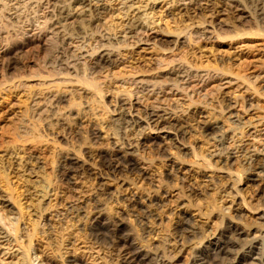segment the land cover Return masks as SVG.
Listing matches in <instances>:
<instances>
[{"label":"rangeland","instance_id":"obj_1","mask_svg":"<svg viewBox=\"0 0 264 264\" xmlns=\"http://www.w3.org/2000/svg\"><path fill=\"white\" fill-rule=\"evenodd\" d=\"M192 3L191 0H181L175 5V8L180 6L179 9L175 10L174 3L170 4L169 0L157 1L150 14L154 22L150 27L152 32L166 39L172 37L163 32L166 26L171 31L176 27L190 32L204 30L205 39L198 43L190 41L181 47L168 43L171 48L164 51L151 43L135 45L122 51L123 56L115 54L117 62L122 63L111 70L124 73L125 78H149L155 72L147 69L156 56L178 58L182 52L188 51V61L196 65L192 70L201 74L207 71L215 74L213 68H199V64H210L218 69L230 65L233 72L238 71L245 80L260 76L255 80L256 92L244 91L246 84L238 79L232 84L223 81L215 96L211 98L208 94L202 104L199 102L207 94L206 90L192 96L196 103L193 106H187L188 99L184 97L162 104L159 114L169 118L167 122L180 121L181 133L178 128L168 127L165 134L139 119L140 126L132 127L130 118H144L139 112L141 107L124 93L114 95V88H117L114 84L99 106L96 104L98 99L95 98L96 103H93L87 93L81 99V105L69 106L68 91L75 87L70 78L62 92L57 93L63 102H54L47 107L42 118L45 120L38 127L43 140L39 143L28 141L23 145L14 143L11 136L13 125L29 127L32 124L23 117L24 105L20 104L26 99L25 92L23 89L13 90L11 84L21 81L37 93L44 87L42 83L58 80L46 77L47 71L39 64L45 53L43 40L21 44L11 69L5 67L6 57L2 53L5 48L0 49V87L10 88L0 93V160L8 174L12 195L18 196L22 204L20 211L14 205L7 214L15 218L22 216L18 227L23 230L18 237L24 230L30 233L32 224L43 231L39 230L31 239V254L37 257L35 264H65L64 258H74L82 264H116L115 251L108 243L109 238L104 237L106 233L100 230L99 239H94L88 229V219L97 206L110 221L120 220L125 233L138 247L158 254L153 264H189L195 249L216 238L226 224H233L245 234L263 235L264 182L248 180L252 172L248 170L246 156L256 153L264 161V36L217 39L210 21L226 25L236 19L235 4L224 7L218 4L214 7V14L203 13L207 22L200 25L194 12L179 11L182 7H191ZM199 4L200 8L205 7L204 2ZM131 67L139 70L130 75ZM35 72L40 77H31ZM103 75L100 80L111 86V80L104 79ZM58 78L60 81L66 77ZM222 78L234 77L225 74ZM206 89L211 90V86ZM194 90L198 92L201 88L198 85ZM225 99L234 104L221 111ZM118 100H124L125 105L120 107ZM130 104L131 109L128 108ZM42 105L43 101H40L39 106ZM57 118L66 122L65 128L69 125L70 132L55 124ZM204 122L218 124L216 133L222 134V143L214 142L212 135L204 132ZM129 137H152L155 141L136 145L133 143L136 141ZM13 144L17 150L12 149ZM118 148L138 162L143 169L142 176L128 173L107 176L99 170L97 155L113 154ZM64 156L76 157L89 170V175L78 174L69 182L65 181L58 173ZM46 179L52 186H47L48 194L42 198ZM5 194V185L0 183V195ZM133 198L138 200L140 208L129 207ZM36 199L43 207L49 208L39 213L33 205L38 203ZM70 205L81 211V219L67 216L65 208ZM183 214L189 216L192 233L182 234L179 240L177 226ZM247 237L242 235L241 239ZM3 259L6 262L11 260L8 256Z\"/></svg>","mask_w":264,"mask_h":264},{"label":"bare ground","instance_id":"obj_2","mask_svg":"<svg viewBox=\"0 0 264 264\" xmlns=\"http://www.w3.org/2000/svg\"><path fill=\"white\" fill-rule=\"evenodd\" d=\"M159 0H0V49L5 48L2 53L6 57L5 67L7 69L14 68L16 63V53L21 44H30L34 41L43 40L45 44V53L39 59L41 68L47 71L46 77L57 78L58 82L42 83V89L34 93L33 89L16 81L11 84L13 90H22L25 92L26 99L20 103L24 105V115L32 124L31 126L13 125L11 128V136L14 143L23 145L25 142L31 141L39 143L43 140V136L39 133V126L42 123L47 107L55 103L63 102L57 93H61V89L65 88L70 78L74 81V88L69 90L71 101L69 106L81 105V99L87 93L92 98V102H98L97 106L103 99L106 92L112 91L113 84L114 95L124 93L128 99H134L137 107H141L139 112L144 118H130L132 127L140 126L139 121L145 122L148 127H156L155 130H163L167 134L165 128H178V132L182 131V123L180 121L167 122L169 118L160 115L161 105L170 99L184 97L188 99V105H195L192 96L200 94L206 90L207 94L202 96L199 104L205 103L204 98L209 94L212 95L225 84H232L238 79H242L241 83L246 84L244 91L251 90L256 92L255 80L243 79L238 71L227 66L220 69L216 65L206 64L199 68H213L215 74L204 72L203 74L193 71L196 65H192L188 59V51L182 52L178 58H161L156 56L147 70L154 71L149 78L134 79L132 76L125 78L124 73L112 72L113 67L119 66L122 62H117L116 56H121L122 51L139 44H153L158 50L164 51L173 46H186L190 41L198 43L199 40L206 38L204 30L199 32H190L185 28H175L170 30L166 26L164 33H170L172 37L162 38L163 35L152 32L151 15L154 5ZM181 0H169L170 4L175 5ZM191 7H182L179 11L188 13L189 10L195 13L197 23L203 25L205 22L204 14L215 13L218 4L224 7L226 4H235L237 14L226 25L211 22L212 31L216 38L220 40H233L243 35H260L264 36V0H191ZM215 1V3H214ZM201 2L205 7L200 8ZM113 7L112 10H109ZM173 9V10H174ZM221 11V10H220ZM218 11V12H220ZM222 11H225L223 9ZM151 14V15H150ZM172 10L169 11V15ZM194 16V17H195ZM204 29V28H203ZM31 33L30 36H28ZM11 38V39H10ZM12 41V42H11ZM15 42V43H14ZM159 43V44H158ZM170 43V44H168ZM156 44V45H155ZM158 44V45H157ZM166 48V49H165ZM116 54V56H115ZM123 56V55H122ZM118 63V64H117ZM198 67V66H197ZM137 68V67H136ZM130 68L128 74L137 73L138 68ZM157 70V72L155 71ZM104 79L111 80V86L106 85L100 80V75ZM225 74L233 76L227 80L222 78ZM39 76L36 72L31 77ZM66 77L60 79L58 77ZM68 77V79H67ZM264 78V76H263ZM259 79V78H258ZM223 81H225L223 83ZM237 83H234V85ZM201 88L200 91L194 90L196 86ZM211 86V90L207 87ZM237 87V86H236ZM52 88V89H51ZM10 88H8L9 90ZM0 87L2 91H8ZM40 91V92H39ZM43 91L44 92L43 94ZM42 92V93H41ZM67 92V91H65ZM215 96V95H214ZM79 99L80 101H76ZM43 101V105H40ZM176 101V100H175ZM221 106V111L232 107L234 104L229 99H225ZM120 107L125 105L124 100H118ZM132 104L129 105L131 109ZM200 112H197V114ZM168 114V113H164ZM78 115V114H77ZM139 119V121H138ZM55 124L62 126L64 131L70 132L69 125L60 118L55 120ZM22 124L24 119H21ZM52 126V124H49ZM54 125V124H53ZM10 128V127H9ZM8 128V130H9ZM202 129L207 135H212V140L222 143L223 136L216 133L218 124L216 122H204ZM177 136V133H174ZM128 138V136L126 137ZM136 145L144 142L155 141V138H130ZM132 144V142L130 143ZM15 148V144L12 145ZM115 153H99L98 166L102 173L107 176L118 174H136L142 176L143 169L134 159L130 158L124 151ZM245 157V156H243ZM248 170L252 175L249 181L264 182V161L259 154H250L246 156ZM244 161V160H243ZM222 163V161H221ZM58 173L65 181L78 176V174L89 175V170L76 157L64 156L61 158ZM87 174V175H86ZM0 183L5 185L7 194L0 195V264H35L37 257L32 256L31 239L38 231L43 233L36 224H32L29 232L23 231V235L18 237L22 228L18 227V222L22 218H15L11 214L10 207L16 205L20 211L21 205L18 196L13 197V189L9 186L8 174L5 172V166L0 160ZM42 186L44 198L47 194V186L52 183L50 180H44ZM156 205V199L154 198ZM36 201H38L36 199ZM35 209L41 213L49 207H43L38 203L33 204ZM129 207L140 208V203L136 198L129 202ZM96 211L88 219L90 222L89 230L94 239H99V231L103 230L109 238L108 243L115 251L114 256L116 264H153L158 257L157 253H151L138 247L129 234L125 233L124 225L120 220L110 221L104 216L99 206L95 207ZM67 216L74 219H81V211L72 205L65 208ZM236 210V209H233ZM235 212L238 213L236 210ZM264 215V214H263ZM189 216L183 214L179 225L177 226V239H181L182 234H191L189 227ZM231 224V223H230ZM226 224L222 227L218 236L209 240L205 245L197 247L192 254L189 264H264V233L263 235L245 234L233 224ZM242 235H247L242 240ZM24 246L22 245V243ZM14 248L16 250L12 251ZM8 256L11 260L6 262L3 257ZM65 264H82L77 259L64 258ZM164 262H161L163 264ZM165 264H173L166 262Z\"/></svg>","mask_w":264,"mask_h":264}]
</instances>
